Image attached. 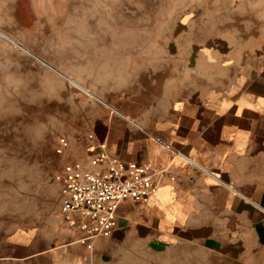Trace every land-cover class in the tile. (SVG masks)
Returning a JSON list of instances; mask_svg holds the SVG:
<instances>
[{
  "label": "crops",
  "instance_id": "0c3cea01",
  "mask_svg": "<svg viewBox=\"0 0 264 264\" xmlns=\"http://www.w3.org/2000/svg\"><path fill=\"white\" fill-rule=\"evenodd\" d=\"M252 21L264 26V3L244 0L224 22L233 30L214 24L190 64H140L139 51L127 49L118 51L116 74L94 73L90 128L73 139V160L98 168L87 147L104 143L110 155L166 174L144 201L120 204L111 236L92 250L62 218L73 241L52 245V264H81L85 253L128 241L179 264H264V29L252 32Z\"/></svg>",
  "mask_w": 264,
  "mask_h": 264
},
{
  "label": "rangeland",
  "instance_id": "374dc122",
  "mask_svg": "<svg viewBox=\"0 0 264 264\" xmlns=\"http://www.w3.org/2000/svg\"><path fill=\"white\" fill-rule=\"evenodd\" d=\"M243 1L0 0V264H52V245L73 241L55 176L75 156L73 139L89 131L94 73L116 74L118 51L127 49L139 51L140 64H190L195 50L210 44L201 37L214 24L233 30L224 22ZM263 29L252 21V32ZM62 138L68 145L59 152ZM82 258L81 264H179L135 241Z\"/></svg>",
  "mask_w": 264,
  "mask_h": 264
},
{
  "label": "built area",
  "instance_id": "2783aa9c",
  "mask_svg": "<svg viewBox=\"0 0 264 264\" xmlns=\"http://www.w3.org/2000/svg\"><path fill=\"white\" fill-rule=\"evenodd\" d=\"M62 152L68 142L60 140ZM87 153L96 169L72 160L55 176L59 185L60 214L81 236L76 243L92 250L98 239L111 236L118 207L125 200L144 201L164 182L166 169L152 164L125 162L110 155L104 143H91Z\"/></svg>",
  "mask_w": 264,
  "mask_h": 264
}]
</instances>
